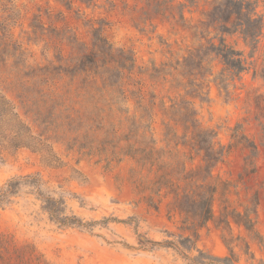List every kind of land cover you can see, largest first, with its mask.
<instances>
[{
  "label": "rangeland",
  "instance_id": "374dc122",
  "mask_svg": "<svg viewBox=\"0 0 264 264\" xmlns=\"http://www.w3.org/2000/svg\"><path fill=\"white\" fill-rule=\"evenodd\" d=\"M215 1L94 0L88 6L80 0H0V48L8 43L21 46L31 68L59 65L58 54L71 59L73 51L58 33L75 35L91 47V27L103 21L104 37L115 48L135 56L136 67L126 89L140 90L144 104L156 96L152 130L158 146L165 145L160 102L169 107L172 101L186 100L201 125L217 133V143L230 148L229 156L214 170L220 178L214 219L198 230V249L218 258H232V250L236 264H264V0H253L263 25L257 48L247 45L240 34L223 36L226 45L242 53L241 59L246 61L247 70L240 76L232 77L214 55L210 66L204 62L203 69L191 76H183L181 68L172 75L156 72L164 64L182 62L210 42L220 45L222 35L214 29L208 34L192 28L207 22ZM183 5L185 26L180 22ZM34 25L45 30L35 33ZM15 61L9 58L2 74L14 84L9 70ZM29 69H23L24 73ZM56 82L59 89L70 87L68 77ZM10 97L14 99L12 94ZM127 106L134 111L136 103L131 99ZM179 133L182 135V129ZM54 147L63 167L46 165L40 154L29 149L13 152L0 148V185L13 178L39 175L40 193L64 199L63 217L96 224L88 228L60 226L44 210L35 190L23 186L11 205L0 207V264H190L174 249L153 244L178 242L180 236L192 233L185 231L177 213L169 215V199L159 211L146 203L138 193L132 161L107 165L98 157L68 153L61 142ZM199 162L197 159L188 167ZM247 210L256 223L255 232L233 220ZM188 255L195 257L198 252Z\"/></svg>",
  "mask_w": 264,
  "mask_h": 264
},
{
  "label": "trees",
  "instance_id": "16d2710c",
  "mask_svg": "<svg viewBox=\"0 0 264 264\" xmlns=\"http://www.w3.org/2000/svg\"><path fill=\"white\" fill-rule=\"evenodd\" d=\"M80 1L88 6L94 3V0ZM257 4L253 0L215 1L212 11L206 15L207 22L192 28L197 33L200 29L208 34L214 29L222 35L220 45L210 42L209 46L200 47L182 62L164 64L156 72L172 75L173 70L181 68L183 76H191L196 70L203 69L204 62L210 66V58L214 55L222 60L232 77L240 76L247 70L246 61L241 59L242 53L226 45L223 36L240 34L247 45L257 48L263 28L262 18L256 13ZM184 8L183 5L180 13L183 26L186 24ZM33 27L35 33L45 30L43 26ZM104 27L103 21L98 27L92 25L91 47L75 35L58 33L73 51L71 59L58 54L59 65L51 63L31 68L26 64V53L21 46L8 43L0 48V148L13 152L29 149L53 167L64 166L55 152L54 145L59 142L65 145L68 153L98 157L107 165L128 159L134 165L132 174L136 177L138 193L143 195L146 203L159 211L163 201L169 199V215L177 213L185 231L192 233L191 236H180L178 242L154 245L174 249L190 264H236L232 250V258H218L197 247L198 230L214 219L213 203L220 180L214 170L229 156L230 148L217 143V133L201 125L196 110L186 100L172 101L169 107L164 101L160 102L165 116V139L162 140L165 145L159 147L152 130L156 96H151L148 104H144L140 90L126 89L136 67L135 56L131 51L115 48L104 37ZM3 37L7 38L6 34ZM11 46L13 49H9ZM9 58L16 59L9 70L14 74L15 84L2 77ZM26 68L30 69L24 73ZM208 72H211L210 68ZM64 76L70 79V87L59 89L56 81ZM131 99L136 103L134 111L127 106ZM197 159L199 164L189 168L188 164ZM41 185L39 175L9 180L0 185V207L11 205L21 188L30 186L43 201L44 210L60 226L88 228L96 224L84 223L75 216L63 217L64 199L40 193ZM233 220L255 232L256 223L248 210L234 215ZM194 251L198 255L190 257L188 253Z\"/></svg>",
  "mask_w": 264,
  "mask_h": 264
},
{
  "label": "water",
  "instance_id": "95a60500",
  "mask_svg": "<svg viewBox=\"0 0 264 264\" xmlns=\"http://www.w3.org/2000/svg\"><path fill=\"white\" fill-rule=\"evenodd\" d=\"M143 240L147 241L146 239H143Z\"/></svg>",
  "mask_w": 264,
  "mask_h": 264
}]
</instances>
